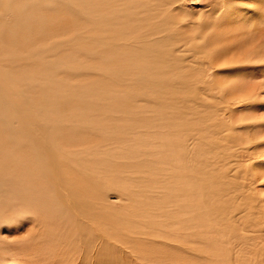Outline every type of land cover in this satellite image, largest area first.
<instances>
[{
  "label": "bare ground",
  "instance_id": "bare-ground-1",
  "mask_svg": "<svg viewBox=\"0 0 264 264\" xmlns=\"http://www.w3.org/2000/svg\"><path fill=\"white\" fill-rule=\"evenodd\" d=\"M93 1L95 4L93 11H91L93 12L91 19L94 34L90 41H95V43L89 52L92 61L89 60L90 62L86 64L83 60L79 61L78 64L74 65L77 68L65 62L64 69H66L69 79L72 75L87 71L86 67H81L82 64L88 65L90 72L99 69L97 73L99 77L94 79V83H90L91 86L89 85V87L83 86L84 89L89 88L92 103L97 98L94 107L102 111L100 103L107 104L106 108L109 111L117 112L120 117L124 116L123 111H126V113L132 111L135 99L137 100L141 94L146 96V93H141L136 90L137 88H133V85L138 86L141 83L150 86L153 97L159 98L162 105L165 102L168 105L167 101H169V104L172 101L173 106L182 101L193 104L187 109H185L186 107L183 108V112V106L177 113L172 112L171 119L169 118V121H167L171 127L170 132L169 134L166 131L163 132L167 135L168 144L160 146L163 138L162 132L160 134L156 131V136H151L149 133H154L153 129L151 131V129L147 128V130L145 128V134L147 139L150 140L151 146H147L148 150L145 151L144 156H141V153L138 154L135 150L131 151L129 149L130 145H128L129 147L126 146V151L120 149L119 152L111 153V155L107 151L102 152L103 154H97L99 151L97 148L100 147L98 144L84 145L81 149L71 152L69 155L71 163L66 161L63 171L59 164L60 159L66 153L59 144L60 137L72 134L71 137L75 140L78 132L74 129H79L83 125L66 124L67 116L63 112L67 111V105H65L68 102L67 98L62 102L55 99V96H52L51 99L47 98L48 100H39L38 97H31V92H29V90L31 91L30 86L39 83L41 80L44 81L43 78H46L47 81L50 80L45 75L47 61L50 59L48 57H50V52L53 53V50H55L50 46L55 47L63 43L59 26L61 23V14H59L61 0H28L22 8L10 12L7 16L0 15V221H10L5 212H16V217L20 215H23L20 216V219L29 217L34 223H41L40 228L45 230L44 227L49 226L47 224L53 220L52 226H54L55 231L51 229V232L54 233L50 237L43 235V237L38 238L36 245H32V249L28 250L30 254L28 253L26 259L32 263L38 261L39 256H41L38 254H45L46 252L53 255L52 258L55 260L52 259L51 261H59V258L62 257L60 260L65 259L62 260L65 262L71 259V257H68L69 254L74 258L76 257V259L91 256L92 253L86 246L83 252L80 245L77 247L79 243L77 238L79 235H84L86 238L92 239V231L98 229L101 232L102 241L105 242V238L108 241L111 239V235L118 231L114 229L113 203L109 201L108 196L111 188L115 189L116 192H124L126 189L124 178H119L118 175L120 174L115 175L116 172H124L122 168H117V166L121 165L119 163L121 162L119 161L120 158H125L126 163L135 165L128 166L127 164L128 168L136 167L141 172L146 164L155 165V168L153 167L154 171L149 172L142 179L147 188L156 186V190L158 189L156 195L161 198L164 197V199L152 205L150 211L143 210L146 212H143V214L155 211L152 215L153 220L158 221L160 225H168L169 223L165 224V218H170L168 221L171 220L173 225L164 228L161 236L159 234L154 236L151 231L142 232L146 236L141 240L148 243L161 239V245L167 246L170 242L172 249L177 248L180 250V248L184 249V246L188 245L187 241L190 234L191 241L198 242L200 238H203V235L202 241L205 238L208 241L211 240V237L208 236L210 234H204L208 227L203 224L194 227V223L204 221L203 218L206 219V217L212 218L213 215H216V212H219L220 220V214L224 211L221 209L226 203L220 202V200L228 199L230 193H232L231 191L234 194L235 188L242 182L240 178H243V182L245 179L246 184L244 185L246 186L250 178V187L244 188L247 189L246 192L243 190L244 193L232 194L233 198L237 200L235 202L237 203L238 200L239 202L235 203L236 205L230 211L227 209L222 213V217H225L227 222L223 226L219 224V234L221 233L219 236V264H229L230 261H233V264H264V244L259 245L260 243L256 242V238L264 237V217L261 214L263 212L261 208L263 207L259 206L260 199L258 193H256V188L253 186L255 184L254 178L264 176V166L261 169L253 168L257 163V159L264 156V153L259 150L260 140L262 141L260 135L263 136L262 130H264V119L259 122H252L254 124L251 123V125H254V127L249 128L250 130L247 128L243 130L242 122L233 120L239 109L235 110L240 108V103L241 105L250 103L251 108L256 106L258 99H260L259 92L256 91L259 87L254 91L251 90L252 92L241 93L242 91L238 90L237 87L238 81L236 83L226 82L225 84L219 82L220 90L225 95L228 94L227 98L223 96L219 100V116L220 112H224L228 117L225 121H221L220 118L218 120L208 111V107L203 102L204 93L214 92L213 89L211 87L198 89L197 86V83L211 85L212 80H221L218 79L221 74L218 77L216 74L218 71L216 69L220 66L230 67L228 68L229 71L226 70V72H231L234 68H239V66L234 67L235 63V66L240 63L241 69L247 68L245 62L256 59V55H260L257 57L258 60H264V52L261 53V50L264 49L263 38L252 32L247 34L252 31V25L245 24L248 21L247 18H244L242 23V27L247 30L241 33L236 32L238 29L236 25H239V23L235 25L236 16L234 15H237L235 5H237V2L239 3V0H213L211 4L205 7V10L199 13L198 20L194 18L195 13L193 10H190L188 0ZM101 1L104 2L105 6L103 13H101L99 7ZM257 2L256 9L264 11V0H257ZM258 17L259 15L252 19L259 21ZM255 20L252 24L255 23ZM103 39L106 40L105 43H103ZM196 39L202 41L201 45H194L193 41L195 42ZM197 47L202 49L201 53L195 52ZM87 51L84 49L82 54L84 55ZM188 51H193L196 54L185 57V53H188ZM194 55L196 57L202 55V59L198 60ZM49 64H53L54 67L60 66V63L51 62ZM232 67L233 69H231ZM106 71L110 76L107 75ZM118 83L119 85L126 83L125 86L127 87L124 89H120L119 86L117 88L113 87ZM99 84L100 86H95ZM258 85L262 84L259 83ZM76 86L78 89L80 88L79 85ZM72 90L74 89L72 88ZM108 99H110V102H105ZM259 103L262 104L264 101H259ZM80 104L82 106V103ZM60 106L63 111L62 116L60 112L56 113ZM48 108L55 110V118L61 119L59 123L54 121L53 126L46 123H43L42 126L44 110ZM95 108L94 111H96ZM121 109L122 112H120ZM168 116L170 117L171 113ZM97 117L103 119L100 116ZM120 117L116 116L117 119L109 117L108 126L103 124L101 128L97 125L98 122L95 125L91 124L89 132L94 133L100 129L105 135L106 128L112 127H114L115 132L119 130L120 134L129 132L128 134L131 135L136 132L137 125L134 122L137 116L130 118V122L123 126L117 122L123 118ZM70 119L79 121L75 115H71ZM112 119L117 123H113ZM16 120L18 125H15ZM141 120L146 121L145 123L151 122L149 128H152L153 122L148 121V118L143 119L142 117ZM99 122L101 121L99 120ZM60 125H63V127ZM37 127L41 130H38ZM239 131L244 134H240ZM108 133L110 132L108 131ZM11 136H14L18 143L11 141L1 143L4 139H10ZM113 136L117 135L114 133ZM124 137L126 138V136ZM206 139L209 140L207 144L205 143L207 146L204 145ZM194 141L198 144L202 142V146H204L202 147L199 144V147ZM109 143L111 144V142ZM165 146L168 150L166 159L164 158ZM142 147L141 149H144ZM170 147H173L176 153ZM207 147L210 151L206 150ZM110 148L111 150L114 149L113 146ZM257 150L260 153H254ZM72 153H75L74 159ZM209 153L211 154L210 157L207 155ZM29 154L38 161L41 169L48 176V180L41 179L39 176L35 178L28 177ZM246 154L251 159H247L250 164L248 162L245 167L243 158ZM139 157L143 158L139 159ZM135 158L138 159L137 162H135ZM204 160L207 161V165L216 163L218 166L217 171H219V181L215 180V175H210L212 168H210V171H208L209 169L205 170L206 165L202 162ZM93 162L96 164L92 166L91 163ZM122 162L124 163V161ZM73 166L75 169L74 174L68 172L73 169ZM233 166H235L236 171L232 168ZM239 167L242 169L241 172L244 173L243 177H240ZM100 169L113 170V174L111 173L110 176L112 178L111 182H108L104 187L102 186L101 193L95 194L88 191V184L90 183L87 180L91 179L93 171ZM233 169L234 171L231 173ZM206 174L214 178L208 177ZM80 176L83 177L81 180L79 179ZM217 181L218 186H213L212 184ZM150 182L151 184H149ZM237 183L238 185L235 186L234 184ZM231 186L235 188L230 190L233 188ZM137 190L135 192L131 190L133 194L126 193L129 198H125V201L129 199L138 201L132 196L140 195L141 197L147 191V189ZM156 190H153L152 193ZM238 190L239 192L242 191V189ZM134 207L132 206V210ZM143 208L146 207L141 209ZM192 209H195L196 212V219L193 223L192 217L187 219V215H189L187 213L195 214ZM143 214H132L131 218L137 220L139 216H142L141 219H146ZM101 216L103 219H101ZM161 216H164V221L159 220ZM173 218L175 219L173 220ZM128 220L123 219L121 226H127L129 224ZM206 221L209 222L210 220L207 219ZM140 223V228L145 226L143 221H140ZM134 226L122 229L121 234L125 236L124 230H134ZM198 228H201L202 231H199ZM147 236L149 237L146 240ZM231 240L236 243L240 251L226 245ZM0 242L3 244L6 241L0 237ZM213 244L214 241L211 240L207 246ZM197 248L202 252L198 246ZM203 248V251L206 252L208 247L203 246ZM2 249L3 247L0 246V253L4 255L3 252L5 251H2ZM152 252L154 251L151 248L147 250L146 254ZM37 255L38 258H36ZM4 258L5 256H0V261ZM85 260L87 261V259Z\"/></svg>",
  "mask_w": 264,
  "mask_h": 264
},
{
  "label": "rangeland",
  "instance_id": "rangeland-1",
  "mask_svg": "<svg viewBox=\"0 0 264 264\" xmlns=\"http://www.w3.org/2000/svg\"><path fill=\"white\" fill-rule=\"evenodd\" d=\"M27 1L28 0H0V15L7 16L10 12L18 10V9L22 8L23 6H25ZM212 1L213 0H188L187 3L190 6V10H193V12L195 13L194 18L196 20H198L200 17L199 13L201 11L205 10V7L208 4H211ZM60 4H61V6H60V10H59L60 13L59 14H61L60 15L61 23L59 26H60V36L62 38L63 43L60 44L59 46H55V47L50 46L52 49L55 48V50H53L54 51L53 53L50 52V57H48L51 59V60L49 59L48 61H51L52 63H56V64L60 63V66L57 65V67H54V66H52L53 64L52 65L49 64L51 62L48 63V61H47V67H46L47 69L45 70L46 71L45 75L47 78L49 77L50 80L47 81L46 78H43L44 81L41 80L39 83H35V85L31 84L32 85V86H30L31 91L29 90V92H31V95H30L31 97H36V98L38 97L39 100L47 99V98L51 99L52 96L53 97L55 96V99H58L60 102H62L67 98L68 102H67V104H65V105H67V108H66L67 111L63 112L62 108L60 106V108L58 109V111H56V113L58 114V112H60L61 116H62V112L65 113V115L67 116L66 117L67 118L66 124H70V125L81 124V125H83V127L79 128V129L78 128L74 129V131L78 132V135L76 138L77 140L76 139L74 140L71 137L72 134L71 135L66 134L65 136L60 137L59 144H60L62 150L66 153V155L60 159L59 165H60L61 169H63V171H64V163L66 161L71 163V161L69 159V155L71 154V152H74L78 149H81L84 145L98 144V146L100 145V147L97 148L99 150L97 152V154H101L102 152L104 153L107 151V153H109L110 155H111V153L115 154L116 152H119L120 149H123L124 151H126V146L130 145L131 147H129V146L128 147H129V149H131V151L135 150V152L137 151L138 154L141 153L140 155L144 156L145 151H147L148 147L151 146L150 140L147 139V135L145 134V128L151 129V131L153 129L154 133H152V134L149 133L151 136L152 135L156 136V133H155L156 131H158L160 134H162L163 132L166 131V133L169 134L171 127L167 121H169V118L171 119V117L173 115L172 112L177 113V111L181 110L182 106H183L182 107V112H183V110H184L183 108L186 107L185 109H187L188 107H191L193 103L182 101L180 103H177V105L174 104V106H173L172 101H170L171 102L170 104H169V101H167L168 105L166 104V102L163 103V105H162V104H160L159 98L153 97V95H152L153 93H152L150 86H148V84L145 86V84L141 83L140 85H138L139 89H138V86H136V84L133 85V88H137L136 90L141 92V93L142 92L144 94L146 93L145 94L146 96H143V94H141L139 96V98H137V100L135 99L134 105H133L134 107L132 108V111H128L127 113H126V111L125 112L123 111L122 114H124V116H121L123 118H121L117 112L109 111L106 108L107 104H101L100 103V108L102 109V111H99L97 108L94 107L95 104L97 103V98H95L94 103H92V101H91L92 97H91L89 88H87V89L83 88V86L89 87L90 83H94L93 82L94 79L99 77L97 74L99 69H96L94 71L92 70L93 72L92 71L90 72L89 66L85 65L86 63H89L90 61H92V56L89 52L94 47V43H95V41H93V42L90 41V38L93 37V34H94V32L92 31L93 22L91 19V17L93 16V12H91V11H93L95 3L93 0H61ZM236 4L237 5H235V6L237 7V10H236L237 15H234V16H236L235 25L239 23V25H236L238 28L236 32L241 33L242 31L247 30L246 28L242 27L243 19L247 18L248 21L245 24H247V25L251 24L252 25V31H249L247 34H251V32H252V33H255L256 36L257 35L259 37L262 36V38H263L262 42H263L264 41V19H263L264 18V11L256 9V7L258 5L257 0H239V3L237 2ZM33 5H38V4H33ZM99 7L101 10V13H103L104 9H105L103 1L99 2ZM229 7H230V5H229ZM91 8H92V10H91ZM255 14L257 16L259 15V17H258L259 21L258 20L256 21L254 19L255 20V23H254L255 25H254V24H252L254 22V20L252 18L257 17ZM257 22H260V23H257ZM240 23H241V25H240ZM253 25L256 27H254ZM105 42H106V40H104L103 43H105ZM193 43H194V45H201L202 41L200 39H196V41L195 42L193 41ZM263 44H264V42H263ZM263 48H264V46H263ZM82 49L83 50L85 49V51L89 50V51L85 52L88 54L84 53V55H83ZM99 49H100V47H99ZM195 52L201 53L202 49L197 47V48H195ZM195 52L188 51V53H185V57H187V56L189 57V56L193 55ZM263 52H264V49L261 50V53H263ZM88 55H90V56H88ZM259 56L260 55H256L255 56L256 59H254V60L250 59L248 62H245L247 65V68H245V69H243V68L241 69L240 63H237L238 65H236V66H235V64H236L235 63L234 67L237 68L239 66V68L233 69V67H232L231 69H233V70L231 72H228L229 71L228 68H230V67H228L226 65L218 67L216 69V70H218L216 72V74H217V77H218V75L221 74V77H218V79L220 78L221 80H218V81L212 80V83H210L211 85H209V84L204 85L201 83H197V86L199 87L198 89H202L203 87H205V88L211 87L213 89L214 92L204 93L205 95H204L203 102L208 107V111L214 117H216L218 120H219V118L221 119V121L222 120L225 121V119H228L227 115H225L224 112H220L221 117L219 116V100L221 98H223V96H224V98H227V96H228V94L225 95V93L222 92V90H220L219 82H221L220 84H225L226 82H229V83L235 82L236 83V81H238L237 84L238 83L239 84L237 87L239 88L238 90L242 91L241 93L252 92L259 87L258 90H256L259 92L260 99H258V100L264 101V60H258L257 57H259ZM194 57H196V56L194 55ZM196 58L198 60H201L202 55H199V57H196ZM189 59H191V58H189ZM82 60L85 61L84 62L85 64H82L81 67H86L87 71L78 73L76 75H72L69 79V76L66 73L67 71H66V69H64V67H65L64 63L65 62L68 64L70 63L73 67H76L74 65L78 64L79 61H82ZM197 68H199V67H197ZM226 70H228V71L226 72ZM54 71H56V72H54ZM219 71H220V73H218ZM49 72H51V73H49ZM106 73H107V75H109L108 71H106ZM252 76H254V77H252ZM222 79H223V81H222ZM240 79H243V80L240 81ZM67 81L68 82L70 81L69 83H71V84H69ZM259 83L262 85L259 86L258 85ZM75 84L79 85L80 88L78 89ZM125 84L119 85V83H118L113 87L117 88L119 86L120 89L121 88L124 89L127 87V86H125ZM241 85H242V87H241ZM95 86H100V84L95 85ZM32 88H33V90H32ZM72 88L74 90H72ZM240 88H242V89H240ZM150 95H152V96H150ZM219 95H220V97H219ZM40 96H41V98H40ZM235 101H237V100H235ZM259 101L257 102L256 106H254L252 108L250 107V106H252L250 103L247 105L246 104L241 105V103H240V108H236L235 111H237L238 109L239 110L235 114L233 120L236 122H239V121L242 122L241 124H243V127H244L243 130H245V128L251 129L252 127H254V125H251L252 122H254V121L259 122V121H262V119H264V103L260 104ZM105 102L109 103L110 99L106 100ZM73 103H74V105H73ZM80 103H82V106ZM135 103H137V104H135ZM136 106H138V107H136ZM236 107H237V104H236ZM94 108L96 109V111H94ZM163 109H164V111H162ZM174 109H175V111H174ZM92 110H93V112H91ZM185 111H187V110H185ZM120 112H122V109L120 110ZM56 113H55V110H53L52 108L45 109L44 114H43L42 126H43V123H46L49 126L50 125L53 126L54 121L59 123L61 118H55ZM169 113H171L170 117L168 116ZM166 114H168V115L166 116ZM71 115H75L76 119L79 121H72L70 119ZM92 116H93V118H92ZM95 116L96 117L100 116L103 119H99V117L96 118ZM116 116H119L121 118V120H119L117 122H119V124L122 126L124 124L130 122V120H131L130 118L137 116L136 120L134 122V124L137 125L136 132H133L131 135L128 134L129 132L122 133L123 134L122 135V134H120L119 130H117L115 132L113 129L114 127L106 128L105 135L102 133L103 131L102 132L100 131V129H98L94 133L89 132L91 124L95 125L96 122H98L97 125H99L100 128L103 126V124L108 126L109 119L111 117L115 118ZM150 116L153 119L149 118ZM87 117H89V118H87ZM142 117H143V119L148 118V121L153 122L152 128H149L150 127L149 125L151 122L145 123L146 121L141 120ZM95 118H96V120H95ZM117 118H115V119H117ZM157 118H158V120H157ZM123 119H129V120H123ZM99 120L103 123L99 122ZM113 121L114 120L112 119V122ZM231 121H232V119H231ZM107 122H108V124H107ZM117 122L114 121L113 123H117ZM159 123H160V125L162 124L163 126L158 125ZM163 123H165V124H163ZM252 124H254V123H252ZM15 125H18L17 120L15 121ZM61 127H63V125ZM156 128H157V130H156ZM37 129L41 130V128H39V127H37ZM69 129H67V130H69ZM85 131H86V133H85ZM108 131L110 133H108ZM127 131H128V129H127ZM239 132H237V133H239ZM84 133H85V135H84ZM114 133L117 136L112 137V135ZM166 133H163V138L161 139L162 144L160 143V146L169 143L167 140ZM241 133H243V132H240V134ZM260 134H261V132H260ZM262 134H263V136L260 135V138L262 139V141L260 140V144L262 147L259 145L260 146L259 150L262 153H264V140H263L264 139V130H262ZM124 136H126V138ZM108 137H109V139H108ZM7 139L2 140L1 143H4L6 141L18 143L17 139L14 136H11L10 139L9 138H7ZM117 139H119V140H117ZM106 141L111 142V144L109 142H106ZM208 141L209 140L206 139V141H204V145H205V143L207 144ZM137 143L140 144L141 146L139 145L140 146L139 147ZM196 143L197 142H195V144ZM199 144H201V146H202L203 143L199 142ZM80 145H82V146L80 147ZM112 146L114 149L111 150L110 147H112ZM205 146H207V145H205ZM141 147L144 149H141ZM196 147H198V146H196ZM199 147H200V145H199ZM170 148L176 153V151L173 149V147H170ZM166 149L167 148L165 146V156H164L165 159L168 156V154H167L168 150H166ZM103 150H105V151H103ZM141 150H143V151H141ZM206 150L210 151L209 148ZM259 150L255 151L254 153H260ZM74 154L75 153H72L73 159H74ZM207 155L209 157L211 156L210 153ZM248 157H250V156H248V154H246L243 158V161H244L243 165L245 167L247 166L248 162L250 164V161L247 159H251V157L250 158H248ZM142 158L143 157H141V158L139 157V159H142ZM119 161H121V162H119V163H121V165L120 166L118 165L117 168H122L124 170V172L123 173L116 172L115 175L120 174V175H118L119 178L120 177L124 178V181L126 182V184H125L126 185V187H125L126 192L125 191L121 192L118 190H117L118 192H116V190L113 188H111V190L109 189L108 199L110 202L113 203L112 208L114 210V212H112V216L115 220L113 225L115 227L114 229L118 230V231H115L114 235H111V239L106 241L107 239L105 238V242H103L101 239L102 235H101L100 230L96 229L95 231H92V239L86 238L84 235L83 236L79 235L77 238V240L79 241L77 247H79V245H80V248L83 252L84 247L86 246V248L91 251V253H92L91 256H86V257L84 256L83 258L78 257L76 259V257L74 258L73 256H71L69 254L68 257L69 258L71 257V259L66 260L65 262L62 261L65 259L60 260L62 257L59 258V261L58 260L51 261L52 259L55 260L54 258H52L53 255H51V253L46 252L45 254L44 253L38 254V255H41V256H39L38 261H36L35 263H32L31 261L26 259V258H28V256H27L29 253L28 250L32 249V247L36 245V243L38 242V238L43 237V235L45 237H50L54 233V232H51V229H52V231H55V229H53L54 226H52L53 220H52V222L50 221V223L47 224L49 226L44 227L45 230H43L39 226L41 223H39V222L34 223V221L31 220L29 217L20 219V216H23V215H20V216L18 215L19 217H16L15 216L16 212H14V213L5 212L6 217L9 218L10 221L9 222H7L6 220L0 221V228H1L0 229V237L3 240L5 239V241H6L3 244L0 242V246L3 247L2 251L3 250L5 251V252H3L4 255H2L0 253V256H5V258L0 261V264H62V263L63 264H219V236L221 235V233L219 234V224H221L223 226L224 223L227 222L226 218L222 217V213L224 211H226L227 209L230 211L239 202V200L237 203L235 202L237 200H235V198H233V195L236 193L241 194L243 192V190H244V192H246L245 190H247V189H244V188L250 187V185H249L250 184V178H249V183L247 186L244 185V184H246L245 179L243 182V178H240L241 181L243 182V185H242V182L240 184L238 181L239 186H237L238 185V183H237V184H234L235 186H237L236 188L231 186L233 188L230 189V190H233L235 188L236 192L234 190V194H233V191H231L232 193H230V196L228 199L224 198V200H220V202L221 201L226 202L224 204L225 206L221 209L222 211L223 210L224 211L223 212L220 211V212H222L220 214V220H219V212L218 213L216 212L215 213L216 215H213L212 218L206 217V219H205L202 217L204 219V221L201 220L198 223H194V225H193L194 227L201 226L202 224L204 226L208 227L206 233H204V234H207V235L210 234L208 236L211 237V240L214 241V244L211 246H207V244L211 240L208 241L205 238L202 241V239L204 238V235H203V238H200V240L198 242L191 241L192 237H190L191 236V234H190L189 235L190 238L188 237V241H187L188 245H185L184 249L180 248V250H179L177 248L172 249L170 242L167 246L161 245V239L151 241L148 243H145V241L141 240L143 237L146 236V234H144V233L142 234V232L151 231V233L154 236L156 234H159V236H161L162 235L161 232L164 231V228H166L167 226H171V227L173 226L171 223V220L168 221L170 218H165V220H166L165 224L169 223L168 225H160L158 223V221L153 220L152 215L155 213V211H152L149 214H143V212L145 210L150 211L149 209L152 208L151 207L152 205L158 203L159 200L164 199V197L161 198L159 195H156V192L158 191V189L156 190V186L153 187L154 189L153 188H147L144 184V180L142 179L143 176H145L146 174H149V172L154 171L155 165L146 164L145 165L146 167L143 168L142 172H141L140 170H137L136 167H132V168L129 167L128 168V166H131L132 164L130 165V164L126 163L127 160L125 158H120ZM122 161H124V163ZM137 161H138V159L135 158V162H137ZM218 161H219V159H218ZM202 162H204V165H206V167H204V168H206L205 170L209 169L208 171H210V168H212L210 175L211 174L215 175L216 176L215 180L219 181V175H218L219 171H217L218 166L216 165V163L215 164L212 163V165H209L210 164L209 163L208 164L209 166H208L207 161L204 160ZM256 162L257 163H256V165H254L253 168H260V169L263 168L264 156H261V158L257 159ZM80 164H82V163H80ZM91 164L93 166L96 163L93 162ZM127 164H128V166H126ZM123 166H125V167L123 168ZM132 166H135V165H132ZM140 168H138V169H140ZM232 168H234L236 171L235 166H233ZM234 169L231 171V173H233ZM241 170L242 169H240V167H239V171L241 173V176H240L239 171H238V174L240 177H243L244 173L241 172ZM68 172H72V174H74V172H75L74 166H73V169L69 170ZM68 172H67V174H68ZM109 172H110V174H109ZM144 172H146V173H144ZM111 173L113 174V170L109 171L107 169H100L97 171H93L92 175H91V179L89 178L87 180V182L90 183V184L87 183L88 184V191L93 192L95 194L101 193V189L105 185H107L108 182L109 183L111 182L110 181L112 179V178H110V176L112 175ZM206 175L208 177L214 178L213 176H209V174H206ZM263 175H264V173H263ZM36 176H39L41 179L48 180V176L43 172L38 161L35 159V157H33L32 155L29 154L28 177L29 178H35ZM82 178H83L82 176L79 177L80 180ZM93 180H94V182H92ZM101 181H103V182H101ZM151 181H153V180L151 179ZM154 181H156V180H154ZM218 181L213 183V184L211 183V184L213 186L217 187ZM254 183L255 184L253 186H254V188H256L255 190H256V193H258L257 195H258V197L260 199V203H261V204L259 203V206L263 207V208H261L263 211V212H261V214L264 217V176H262V177L258 176L257 178H254ZM149 184H151V182ZM231 185H233V184H231ZM93 187H95L96 189ZM133 189H135V190H133ZM143 189H147L146 193L142 194L143 196H141V197H140V195L132 196V198L134 197L138 201L131 200V199L125 201V198H129L126 193H132V191L135 192L136 190L142 191ZM238 189H242V191L240 190V192H239ZM93 190H95V191H93ZM153 190H156V191L152 193ZM231 196H232V198H231ZM137 197H140L139 199H141V200H139ZM136 204H139V205L137 206ZM132 206H135L133 210H132ZM142 207H146V208L141 209ZM218 209H219V206H218ZM192 210H193V212H195V209H192ZM139 213H142L146 219H141L142 216H139V219L137 218V220H133L131 218L132 214L137 215ZM144 213H146V212H144ZM187 214H189V215H187V219L192 217V223H193V221L196 219V212L194 215H193V213H191V214L187 213ZM161 217L159 220L164 221L163 220L164 216H161ZM125 218L129 219L128 220L129 224L127 226H125V225L121 226V221ZM148 218H150V219H148ZM101 219H103L102 216H101ZM174 219L175 218H173V220ZM207 219H209L210 221L209 222L206 221ZM140 221H143L145 223V226L142 228H140V225H141ZM35 225H37V226H35ZM130 226H134V228H133L134 230H131V231H125L124 230L125 236H123L120 231L122 229L130 227ZM248 228H253V227H248ZM137 229H139V230L137 231ZM160 229H162V230H160ZM43 231H44V233H43ZM199 231H202L201 228L199 229ZM188 234H189V232H188ZM188 234H187V236H188ZM187 236H186V238H187ZM148 237L149 236L146 237V240L148 239ZM28 239H30V240H28ZM234 239H236V238L234 237ZM263 239H264V237L256 238L257 241L256 240L255 241L257 243L259 242L260 243L259 245H262V244H264ZM252 241L254 242V240H252ZM66 242L68 243V241H66ZM232 242L233 241L231 240L226 245L229 248L240 251V249L237 247L236 243H234V242L232 243ZM187 246H189V247H187ZM197 246L202 250V252H200L198 250ZM203 246L204 247L206 246V248L208 247L206 252L203 251L204 250ZM62 248H64V247H62ZM151 248L153 249L154 252L146 254L147 250H150ZM138 251H139V253H138ZM140 252H143L144 254L140 253ZM136 254H138V256H136ZM38 255L36 258H38ZM72 255H74V254H72ZM85 259H87V261ZM67 261H69V262L67 263ZM52 262H57V263H52ZM229 264H233V261H230ZM258 264H262V263H258Z\"/></svg>",
  "mask_w": 264,
  "mask_h": 264
}]
</instances>
